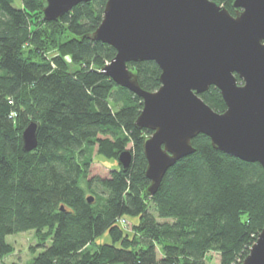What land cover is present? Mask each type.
I'll return each instance as SVG.
<instances>
[{"label":"trees","instance_id":"trees-1","mask_svg":"<svg viewBox=\"0 0 264 264\" xmlns=\"http://www.w3.org/2000/svg\"><path fill=\"white\" fill-rule=\"evenodd\" d=\"M212 1L235 13V0ZM105 6L81 3L46 22L44 0H0V263L15 252L8 236L35 232L44 250L30 264H209L210 253L220 264H242L264 228V168L201 134L196 152L147 193L143 146L152 131L136 127L143 100L102 73L117 51L90 39ZM129 68L143 90L161 88L155 62ZM200 97L227 110L214 86ZM32 121L41 126L39 144L25 152ZM128 149L124 172L118 158ZM96 156L118 168L92 177ZM126 219L137 220L133 235L120 225ZM105 235L110 242L98 244Z\"/></svg>","mask_w":264,"mask_h":264},{"label":"water","instance_id":"water-1","mask_svg":"<svg viewBox=\"0 0 264 264\" xmlns=\"http://www.w3.org/2000/svg\"><path fill=\"white\" fill-rule=\"evenodd\" d=\"M92 1L44 0V21L57 22ZM233 9L212 0H106L103 21L90 36L117 51L102 73L143 100L136 127L152 131L143 146L151 197L166 173L196 152L193 140L201 134L216 150L264 168V0H235ZM148 61L162 71L156 92L143 90L129 68ZM213 86L224 113L200 97ZM40 127L32 121L24 129L25 152L37 149ZM118 160L126 172L132 152ZM242 264H264V228Z\"/></svg>","mask_w":264,"mask_h":264},{"label":"rangeland","instance_id":"rangeland-1","mask_svg":"<svg viewBox=\"0 0 264 264\" xmlns=\"http://www.w3.org/2000/svg\"><path fill=\"white\" fill-rule=\"evenodd\" d=\"M57 53V50H51L48 53V56L52 57L54 55H57ZM67 59V61L70 63V59ZM77 68L79 67L74 65L72 66V69ZM115 168H118V164L116 162L108 161L100 156H96L95 163L91 169V176L107 178L110 176L111 171ZM89 197H94V195L89 194ZM136 223V219H126L122 220L120 222V225L126 233L133 235V227ZM7 241L14 247L15 252L7 256L0 264H30L33 259L44 250V248L38 246L39 241L35 232H27L24 234L8 236ZM108 242H110V238L108 235H105L97 241L98 244H106ZM210 257L212 258V261L209 264H220V258L216 253H210ZM158 258H163L161 253H158Z\"/></svg>","mask_w":264,"mask_h":264}]
</instances>
